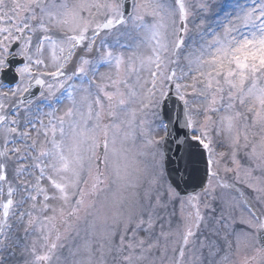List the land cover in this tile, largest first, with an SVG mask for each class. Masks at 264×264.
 I'll return each instance as SVG.
<instances>
[{"label":"snow or ice","instance_id":"obj_1","mask_svg":"<svg viewBox=\"0 0 264 264\" xmlns=\"http://www.w3.org/2000/svg\"><path fill=\"white\" fill-rule=\"evenodd\" d=\"M0 264H264V0H0Z\"/></svg>","mask_w":264,"mask_h":264},{"label":"rangeland","instance_id":"obj_2","mask_svg":"<svg viewBox=\"0 0 264 264\" xmlns=\"http://www.w3.org/2000/svg\"><path fill=\"white\" fill-rule=\"evenodd\" d=\"M191 2L194 3L195 0H191ZM219 2L224 3L227 2V0H219ZM163 135L164 131L162 129L153 132V136L156 139H159ZM127 147L130 149L131 152L130 165L132 168L144 169L146 167H151V165L155 162L153 156L151 155L152 150L144 149L142 147V139L139 136H137L134 142L129 141ZM155 151H157L156 160H160V153H162V144L158 145ZM141 152H143L144 154H140Z\"/></svg>","mask_w":264,"mask_h":264},{"label":"water","instance_id":"obj_3","mask_svg":"<svg viewBox=\"0 0 264 264\" xmlns=\"http://www.w3.org/2000/svg\"><path fill=\"white\" fill-rule=\"evenodd\" d=\"M175 148H176V146H175ZM175 148L173 150H169V151L167 150V158H168V161L175 159V155H174ZM169 152H170V154H169ZM167 166L169 167L170 165L167 163Z\"/></svg>","mask_w":264,"mask_h":264}]
</instances>
